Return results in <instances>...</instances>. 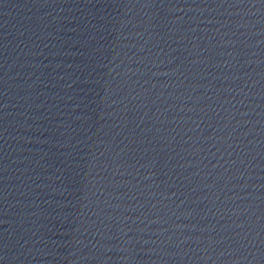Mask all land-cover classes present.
<instances>
[{
    "label": "water",
    "instance_id": "1",
    "mask_svg": "<svg viewBox=\"0 0 264 264\" xmlns=\"http://www.w3.org/2000/svg\"><path fill=\"white\" fill-rule=\"evenodd\" d=\"M0 264H264V0H0Z\"/></svg>",
    "mask_w": 264,
    "mask_h": 264
}]
</instances>
